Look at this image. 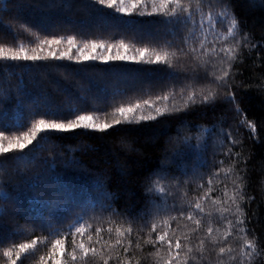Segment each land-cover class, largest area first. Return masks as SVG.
I'll return each instance as SVG.
<instances>
[{"label":"trees","instance_id":"16d2710c","mask_svg":"<svg viewBox=\"0 0 264 264\" xmlns=\"http://www.w3.org/2000/svg\"><path fill=\"white\" fill-rule=\"evenodd\" d=\"M146 3L151 15L130 6L131 15L116 13L97 0H0V47L31 53L40 40L63 38L42 53L59 55L73 37L76 57L89 42L106 46L96 60H0L5 136L56 113L65 122L75 114L121 120L53 131L23 154L0 157V193H8L0 194V264H165L168 245L157 240L165 232L173 245L180 238L186 264H264V0H191V19ZM117 52L135 59H107ZM135 104L142 108L129 119H155L128 123L115 113ZM245 235L255 245L249 257L240 255ZM56 239L62 252H53ZM80 243L103 259L84 256ZM229 245L234 251L221 256Z\"/></svg>","mask_w":264,"mask_h":264},{"label":"snow or ice","instance_id":"6c2138e0","mask_svg":"<svg viewBox=\"0 0 264 264\" xmlns=\"http://www.w3.org/2000/svg\"><path fill=\"white\" fill-rule=\"evenodd\" d=\"M199 2V0H197ZM97 3L101 5H106L108 8L113 9L116 13H125L128 15H131L132 12L129 10V6L132 11H135L137 8H144L145 11H141L138 14L144 15L148 14L151 15L152 13H147L146 8H147V3L146 0H97ZM152 4V12H164L166 16H172L175 17L177 16V8L180 9L181 13L187 12L189 19H191V12L189 11L190 6H191V0H189V3L187 5L182 4L181 0H159V3L157 4V0H151ZM169 5H173V7L169 8ZM165 9L167 11L165 12ZM232 27L234 28L236 26V21L233 19L231 21ZM229 34H231V29L229 30ZM63 38L57 39L55 37L48 39L45 38L43 40H40L39 43L31 49V53L25 49L23 45H20L19 48L17 49H12V48H5V47H0V60H5V61H39V60H48V59H58L62 60L67 58L68 60H77L79 61L80 58L82 57L83 60H96V59H101L102 57L94 55L93 53L97 48H104L106 47L103 42H89L87 44H84L82 48L78 47L77 53L78 55L76 57H73L71 54V48L75 46V38L70 37L67 40L68 45L70 46L67 50L61 52L59 55L55 50H49L47 51L46 54H42L45 52V46H51V45H58L61 43ZM203 47V45H201ZM109 49L112 47H117V45H108L107 46ZM121 48L127 49V45L124 44L123 42H120L119 46ZM90 48L92 51L85 53V49ZM141 53V57H143L144 53L147 51V49H140L139 50ZM193 52H195V49H192ZM223 51V49H222ZM230 51V50H229ZM107 59L110 60H125V59H135V57L131 56H125L121 55L119 52H117L116 55L114 56H109ZM160 57H157V62H159ZM228 72L225 71L223 76L227 77ZM223 78V77H221ZM163 99H167V97H164ZM204 100L207 101V97H204ZM145 105H150L149 101H144ZM142 105L141 104H135V105H130L128 107H117L115 109V113L119 114L120 117H123L124 120L128 123H132L133 120L135 119L137 122L139 120H148V119H155L153 116H144L140 115L138 118L133 117V119H129L136 111L137 109H141ZM155 111L160 114V109L156 108ZM56 116V119H51V120H46V119H38L35 121V123L31 124V127L27 131H23L21 136H16V137H8L4 135V131H0V157L5 156L8 153L11 152H18L23 154L24 150L26 148H29L30 145L33 144L34 141H38V139L43 138L44 135H50L51 132L53 131H68V130H74L77 128H84V129H98V130H104L113 127V125H118L121 123L120 119H114L111 124L109 123H100L97 124L95 123V117L93 115L89 114H75V119H67L65 122L64 119H60V114L56 113L54 114ZM22 127H27V125H23ZM250 127H253L250 125ZM8 129H5L7 131ZM7 141V143H5ZM31 151V149H29ZM210 191V190H209ZM4 194L6 197L8 195L7 192L0 193ZM235 202V200L233 201ZM195 208L199 209L200 211H203V208L199 202L195 204ZM236 211L239 212V206L237 205ZM189 220H193L194 223L199 227L201 221L199 219H195L192 215H188L187 217ZM167 223V222H165ZM229 235H231V224L232 222L229 221ZM155 227V226H154ZM76 232H79L83 234V228L82 227H77L75 229ZM109 232H111V228L108 229ZM213 229L211 226L207 228V233L210 235L212 233ZM239 232H244L245 230L243 228L238 230ZM97 234H99V230H97ZM167 233H163L157 237V240L160 242H166L168 245V256L165 257V264H173V259H176L177 264H186L187 261V253L185 254L184 261L182 262L180 260V252L178 251L181 249V241L180 238L177 237L175 240V244L173 245L172 240H167L165 241ZM245 241L244 248H247L248 251H245L244 248L241 249L240 255L243 257H249L251 255V250L255 249V245L253 241L248 240L246 235L240 237ZM89 241L92 240V236H88ZM74 243V242H73ZM119 243V241H118ZM154 243V242H153ZM203 244L204 240H200V251H203ZM36 246V242L33 241L31 244L29 243H22L19 245V248L22 252H27L29 249H34ZM173 247L177 251H173ZM64 248V241L61 239H56L55 242L52 244V249L53 252H56L58 249L62 252ZM78 248L80 249L81 253L84 256H88L89 252L92 253V257L95 258L96 256H100L101 259H103V255L101 253H98L96 248H86L83 243H80L78 245ZM127 251V249H125ZM234 249L229 245L227 247H220L219 248V254L223 256L226 252L232 253ZM188 252H192V248L188 249ZM5 256H10V250L4 252ZM159 255V253H157ZM17 259L20 257V252H17L16 254ZM71 259L75 261L77 259L76 256V250L75 248L73 251L70 253ZM195 259V257H193ZM229 260H235V256H229ZM11 264H16L15 260L11 261ZM59 264V262H57ZM104 264H107V260L104 261ZM223 264V262H222ZM241 264H243V261H241Z\"/></svg>","mask_w":264,"mask_h":264},{"label":"rangeland","instance_id":"374dc122","mask_svg":"<svg viewBox=\"0 0 264 264\" xmlns=\"http://www.w3.org/2000/svg\"><path fill=\"white\" fill-rule=\"evenodd\" d=\"M146 142H148V140H146Z\"/></svg>","mask_w":264,"mask_h":264}]
</instances>
